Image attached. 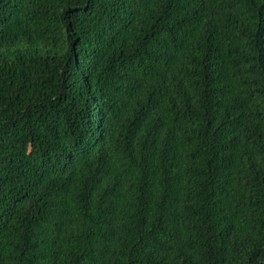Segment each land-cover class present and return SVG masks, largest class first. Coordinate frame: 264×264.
Here are the masks:
<instances>
[{"label": "trees", "instance_id": "obj_1", "mask_svg": "<svg viewBox=\"0 0 264 264\" xmlns=\"http://www.w3.org/2000/svg\"><path fill=\"white\" fill-rule=\"evenodd\" d=\"M0 264H264V0H0Z\"/></svg>", "mask_w": 264, "mask_h": 264}]
</instances>
